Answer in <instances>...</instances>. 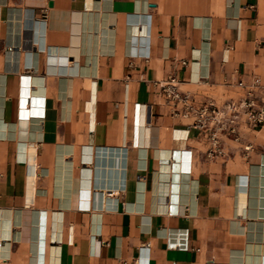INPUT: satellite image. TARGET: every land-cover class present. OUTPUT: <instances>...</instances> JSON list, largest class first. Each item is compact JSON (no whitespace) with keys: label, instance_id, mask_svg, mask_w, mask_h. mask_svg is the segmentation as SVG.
Returning a JSON list of instances; mask_svg holds the SVG:
<instances>
[{"label":"crops","instance_id":"crops-1","mask_svg":"<svg viewBox=\"0 0 264 264\" xmlns=\"http://www.w3.org/2000/svg\"><path fill=\"white\" fill-rule=\"evenodd\" d=\"M252 74L264 0H0V264H264V125L207 159L154 85Z\"/></svg>","mask_w":264,"mask_h":264},{"label":"built area","instance_id":"built-area-1","mask_svg":"<svg viewBox=\"0 0 264 264\" xmlns=\"http://www.w3.org/2000/svg\"><path fill=\"white\" fill-rule=\"evenodd\" d=\"M185 63V62H183ZM142 79V75H140ZM173 76L154 82L164 96L173 116L188 118V128L194 130L206 143L205 157H226L225 140L235 144L244 157L253 150L250 142L242 143V133L256 130L264 125V82L257 74L249 80L235 82L238 94L217 100L210 95L201 98L195 93L179 88Z\"/></svg>","mask_w":264,"mask_h":264}]
</instances>
